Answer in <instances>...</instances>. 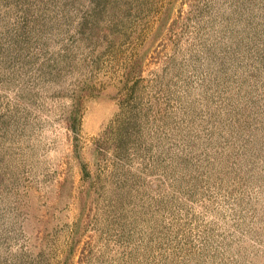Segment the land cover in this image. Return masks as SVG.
Returning <instances> with one entry per match:
<instances>
[{"label": "rangeland", "instance_id": "rangeland-1", "mask_svg": "<svg viewBox=\"0 0 264 264\" xmlns=\"http://www.w3.org/2000/svg\"><path fill=\"white\" fill-rule=\"evenodd\" d=\"M0 264H264V0H0Z\"/></svg>", "mask_w": 264, "mask_h": 264}, {"label": "trees", "instance_id": "trees-1", "mask_svg": "<svg viewBox=\"0 0 264 264\" xmlns=\"http://www.w3.org/2000/svg\"><path fill=\"white\" fill-rule=\"evenodd\" d=\"M68 128L74 132L77 136V134L79 133V130H80V118L78 115H76L72 120L71 122L69 123V126ZM75 141L76 143H78V137H75ZM86 168V167H85Z\"/></svg>", "mask_w": 264, "mask_h": 264}]
</instances>
